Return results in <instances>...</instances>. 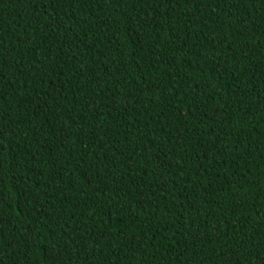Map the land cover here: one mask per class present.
I'll return each mask as SVG.
<instances>
[{
    "label": "trees",
    "instance_id": "16d2710c",
    "mask_svg": "<svg viewBox=\"0 0 264 264\" xmlns=\"http://www.w3.org/2000/svg\"><path fill=\"white\" fill-rule=\"evenodd\" d=\"M0 264H264V0H0Z\"/></svg>",
    "mask_w": 264,
    "mask_h": 264
}]
</instances>
